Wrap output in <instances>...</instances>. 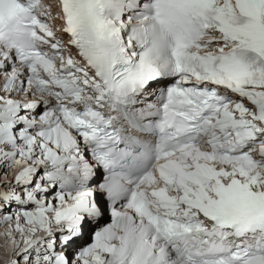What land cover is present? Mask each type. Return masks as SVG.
Segmentation results:
<instances>
[{
	"label": "snow or ice",
	"instance_id": "1",
	"mask_svg": "<svg viewBox=\"0 0 264 264\" xmlns=\"http://www.w3.org/2000/svg\"><path fill=\"white\" fill-rule=\"evenodd\" d=\"M0 168L8 264H264V0H0Z\"/></svg>",
	"mask_w": 264,
	"mask_h": 264
},
{
	"label": "rangeland",
	"instance_id": "2",
	"mask_svg": "<svg viewBox=\"0 0 264 264\" xmlns=\"http://www.w3.org/2000/svg\"><path fill=\"white\" fill-rule=\"evenodd\" d=\"M5 171H6L5 169L0 168V177L4 176ZM7 227H8L7 224H0V233H3ZM9 248L10 245L5 243V239L3 235H0V264H8L9 260L13 258ZM21 264H23V261H21Z\"/></svg>",
	"mask_w": 264,
	"mask_h": 264
},
{
	"label": "bare ground",
	"instance_id": "3",
	"mask_svg": "<svg viewBox=\"0 0 264 264\" xmlns=\"http://www.w3.org/2000/svg\"><path fill=\"white\" fill-rule=\"evenodd\" d=\"M9 250H10V248H9ZM10 252V251H9Z\"/></svg>",
	"mask_w": 264,
	"mask_h": 264
}]
</instances>
